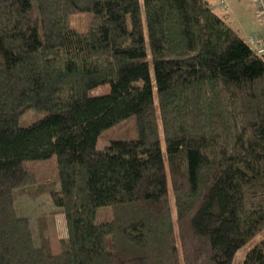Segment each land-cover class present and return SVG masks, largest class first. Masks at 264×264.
I'll use <instances>...</instances> for the list:
<instances>
[{
    "label": "trees",
    "instance_id": "obj_1",
    "mask_svg": "<svg viewBox=\"0 0 264 264\" xmlns=\"http://www.w3.org/2000/svg\"><path fill=\"white\" fill-rule=\"evenodd\" d=\"M51 157L38 189L24 162ZM36 188L58 253L18 212ZM262 233L264 56L210 3L0 0V264H233ZM240 264H264V236Z\"/></svg>",
    "mask_w": 264,
    "mask_h": 264
},
{
    "label": "rangeland",
    "instance_id": "obj_2",
    "mask_svg": "<svg viewBox=\"0 0 264 264\" xmlns=\"http://www.w3.org/2000/svg\"><path fill=\"white\" fill-rule=\"evenodd\" d=\"M88 21L89 15L77 14L71 18L70 23L74 28L81 31L87 26ZM257 24L260 27H264L258 21ZM256 34H258L259 37L264 38L259 33ZM93 92L96 94L105 93L107 92V87H98ZM43 115L44 113L28 110L20 116L19 124L27 125L33 121L38 120ZM133 127V117L130 116L122 120L113 129L104 131L105 133L102 134L97 141V148L100 149L105 146L109 139L133 138L135 136ZM161 146L162 149H164V144L162 140ZM93 159H95V156L93 157ZM24 165L26 168L34 172L39 184L38 189L45 185H48V183L54 178L53 169L55 166V157H51L50 159L43 162L26 161L24 162ZM38 189L36 188L30 197L28 195H22L20 198H18V201L16 203L17 209L19 214L29 220V223L34 229V236L36 241L38 243L45 244L52 253H58L61 248V241L65 236L64 219L59 210L51 205L47 195L37 194L35 192ZM263 236L264 233L255 237L249 242V244H247V246H245L242 251L238 252L233 260V264H240L243 252L247 250V248H249L254 242L261 239V237Z\"/></svg>",
    "mask_w": 264,
    "mask_h": 264
},
{
    "label": "crops",
    "instance_id": "obj_3",
    "mask_svg": "<svg viewBox=\"0 0 264 264\" xmlns=\"http://www.w3.org/2000/svg\"><path fill=\"white\" fill-rule=\"evenodd\" d=\"M212 9L227 24L235 29L246 42L250 33L256 32L264 37V27L257 24L254 7L250 0H224L225 7L221 9L216 5V0H206Z\"/></svg>",
    "mask_w": 264,
    "mask_h": 264
},
{
    "label": "built area",
    "instance_id": "obj_4",
    "mask_svg": "<svg viewBox=\"0 0 264 264\" xmlns=\"http://www.w3.org/2000/svg\"><path fill=\"white\" fill-rule=\"evenodd\" d=\"M255 11L256 20L264 26V0H250ZM216 5L224 8V0H216ZM246 42L254 50V52L263 57L264 56V38H261L256 33L249 34Z\"/></svg>",
    "mask_w": 264,
    "mask_h": 264
}]
</instances>
